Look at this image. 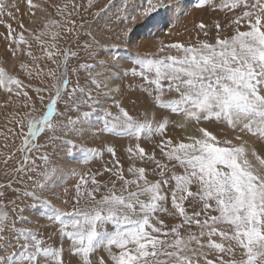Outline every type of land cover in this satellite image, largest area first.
Listing matches in <instances>:
<instances>
[{
    "label": "snow or ice",
    "instance_id": "snow-or-ice-1",
    "mask_svg": "<svg viewBox=\"0 0 264 264\" xmlns=\"http://www.w3.org/2000/svg\"><path fill=\"white\" fill-rule=\"evenodd\" d=\"M206 2L198 0L197 7ZM162 6V0H145L142 11L131 19L150 18ZM27 7L45 10L33 0H27ZM81 7L75 3L57 6L64 19L46 18L45 29L49 25L62 28ZM219 7L232 13L227 25L233 29L231 35L222 37L217 21V35L211 42L208 26L201 21L196 25L195 41L166 44L159 40L156 53L137 52L124 68V76L140 81L130 83L129 90L138 88L150 100L140 103V97H112L110 107L116 109L115 114L110 108L104 110L101 131L118 132L136 141L126 149L127 169L115 147L108 146L106 151L113 159L102 165L107 180L99 178L104 174L99 169L84 174L72 169L78 180L61 191L56 184L58 169L51 167L48 153L40 149L69 134L81 139L87 136L85 119L90 111L81 112V108L99 104L97 96L105 90L111 94L114 81L110 71L97 72L82 64L79 67L88 75L81 84L78 69L69 68V56L76 57V51L48 50L56 45L47 43L43 39L47 32L41 31L33 35L45 46L46 57L36 56L25 51L30 44L24 32L30 30L24 28L23 21H17L21 29L18 38L12 25H7V34L0 35L11 57L20 61V70L30 79L39 77L41 83L45 76L50 77L52 83L35 88V100L26 91L22 93L28 110L11 116L20 130L13 133L7 129V133L23 136L19 151L38 153L44 168L37 172L35 159L24 155V163L16 171L24 173L27 180L20 177L0 184V264H264V0H223ZM127 8L125 3L116 18L120 23L129 18ZM17 12L16 0H0V23L4 17L15 19ZM72 25L75 27L74 21ZM126 31V23L124 29L117 27L113 39ZM200 33L204 39L199 38ZM57 35L52 33L53 39ZM79 35L77 32L76 37ZM96 46L116 47L99 45L93 37L83 48L90 52ZM22 56L27 59L21 60ZM57 56H63L62 63ZM43 58L54 65L46 72L37 64ZM73 73L75 83L70 81ZM22 84L0 67V86L12 92V85L19 90ZM157 108L161 110L159 118ZM73 109L75 118L68 115ZM173 114L180 117L178 122L172 120ZM214 122L218 131L205 126ZM170 125L187 135H169ZM7 133L0 135L7 139ZM142 135L150 139L159 136V140L149 150L141 146ZM37 137L43 142H36ZM156 149L161 158H157ZM84 151L85 159L100 155L98 149ZM164 158L174 162L171 167ZM138 161L154 167L137 166ZM177 165L183 169L181 173L176 172ZM149 175L156 178L149 179ZM17 182L25 186L13 187ZM20 197L31 199L34 203L30 206L44 210L45 229L39 222L35 228L17 226L14 216ZM165 214L179 222L166 223ZM109 222L111 230L106 227ZM48 227L58 238L55 244L47 234Z\"/></svg>",
    "mask_w": 264,
    "mask_h": 264
},
{
    "label": "rangeland",
    "instance_id": "rangeland-1",
    "mask_svg": "<svg viewBox=\"0 0 264 264\" xmlns=\"http://www.w3.org/2000/svg\"><path fill=\"white\" fill-rule=\"evenodd\" d=\"M171 1L172 3L168 0H162L163 6L150 18H139L137 20H132V15H135L138 11H142V7L145 6V0H92L91 7H88L89 0H33V3L40 4L41 8L45 9L44 11H39L36 9L30 10L27 7V0H16L19 5V12L15 14L16 20L4 17V23H0V26L2 27V29L0 28V34L6 35L8 32L7 25L11 24L12 29L17 33L18 38V34L21 29L17 21L22 20L24 23V28L30 30L24 32L25 38L29 40L30 44V48H26L25 51L31 50L36 56L46 57L45 46L40 44L38 41H35L33 35V33L39 34L41 31H46L47 34L43 37V39L47 43H54L56 45V48L48 50L57 52L71 48L72 51H76L78 53L76 57L69 56V68L78 69L81 84L84 83L88 72L80 68V65L88 64L94 71L97 72L106 70L112 72L113 67L110 65L115 64V67H119L120 72L124 74V68L131 63V58L135 53H156L159 47V40H163L166 44L177 41L181 43L188 42L190 40L195 41L199 32V30L196 28V25L201 23V21H203L205 25L208 26L207 38L211 42H214L217 35V29L214 27V24L217 21H219L221 24L220 35L222 37L232 34L233 29L227 26L232 19V13L219 7V5L223 3V0H207L203 7H197L198 0ZM65 3H75L77 5H81L82 7L76 12L72 13V16L67 20V22L63 24L62 28L59 25H49L47 29H45L46 18L57 21H62L64 19L60 14L57 13V6L63 8ZM125 3L128 5L126 14L129 16L128 20L125 22L127 31L118 39H113L117 27L121 29L125 28V23H120V21L116 19L117 16L121 15V12L125 7ZM170 8L173 9V13L176 16L173 13L170 14L168 12ZM180 17L182 19L183 17L188 19L185 23L184 20L182 21L183 25L181 24V27V21L179 19ZM73 21L75 22V27L72 25ZM81 25H83V27H80ZM69 28H72V31H68ZM241 30H244L243 26ZM141 31V35L144 36H140L141 41L139 40V42H142L143 40L145 42L146 40L145 43L147 44V49L136 47L132 43V38L134 35H138V33ZM54 32L58 33L55 39L52 37V33ZM77 32L80 33L78 38L76 37ZM88 32H91L92 35H87ZM93 37H95V39L99 42V45H116V47L96 46L93 47L89 52L83 48V45L85 41H91ZM199 38L204 39L205 37L202 33H200ZM121 41H123V43H121ZM4 42L5 40L3 35H1L0 46L2 48H0V67H4L10 74L22 80L23 84L19 90L16 89L15 85H12V92H8L6 87L0 86V96L2 95L0 97V133H7V129H13V133H15L19 132L20 129L17 123L11 121L12 114L17 111L23 113L28 110L24 108V105L27 103V101L22 93L26 91L28 96L35 100L36 93L34 89L38 87H46L47 85L51 84L52 81L51 78L47 76L44 77L43 83H41V79L39 77L34 79L28 78L26 73L19 68L20 61L15 60L13 57L11 58V55L7 51V42ZM152 44L154 46H152ZM172 54H176L175 51H173ZM26 59V56L21 57V60ZM57 60L62 63L63 56H57ZM102 63L105 65V68L100 67ZM37 64L45 72L47 71L48 67H54V65H52L51 62L46 58L39 60ZM29 67L31 68L33 65L29 63ZM124 79V84L121 83V85H117L118 87H114V85L112 86L113 91L111 94H107V90H105L104 93L97 96V99L100 100L99 104L95 105L91 109H88L87 107L81 108V112L90 111V115L85 119L88 133L89 131L91 133L90 135L88 134L87 136L83 137V139H81L79 137H73L69 134L65 136L64 140L52 141L46 147L40 149L41 153H48L52 161L51 167L58 169L56 176V184L59 186L57 189L58 191H61L64 188H72V186L77 182L78 176H74L72 174V169H75L79 174H84L85 172L94 173L98 169L101 171V173H104L102 165H104L105 161L111 162L113 159L111 154L107 153L106 151L108 146L115 147L117 157L120 159L123 167L127 169L129 161L127 159L126 149L130 144H134L136 142L135 139L130 140L126 136H121L118 132L101 131L105 119V108H110L113 114L116 112L114 107H110L112 106V97H124L126 96L127 91L128 94H131L128 96H131L132 99H136V97H140L141 95L139 94L140 91L137 88H134L135 90L132 89L133 92L129 90L128 85L130 84V79L132 80L131 76H124ZM70 81L72 83L76 82L75 73L70 76ZM131 83L139 84L140 81L138 79L135 81L132 80ZM23 85H31V87L27 88ZM121 86H123V88ZM69 87H71V84ZM116 89H120V91H116ZM17 91H20L21 94L17 95ZM136 92H138V94H136ZM45 95H47V93H45ZM132 95H134V97H132ZM141 96L140 103L150 102V100L147 102L148 98L143 95ZM125 103L126 107H131V105L127 104V102ZM37 108H40L39 103H37ZM160 113L161 110H156L157 118H159ZM68 115L75 118V109L70 110ZM205 126L218 131V125L215 122ZM170 127L168 129V133L169 135L174 136L175 131L172 129V127ZM24 131H27L26 127ZM13 133H7V139H5L4 135H0V184H6L11 179H16L18 181L20 177H23L25 180H27V176L25 174L17 173L16 171L23 165L24 155H29L32 159H35L37 172L44 168V164L39 159L38 153H24L19 151L22 145L23 136L14 135ZM57 135L63 134L57 133ZM157 140H159V136L150 139L146 135H142L140 143L141 146L151 150L152 144H154ZM69 141L72 143H68ZM36 142H43L42 137H37ZM87 148L98 149L100 151V155L88 156L87 159H85L86 153L84 150ZM156 156L157 158H161L159 149H156ZM163 162L169 164V167H171L172 163H174L168 162L166 158L163 159ZM28 163H31V159L28 161ZM137 166H145L149 169L154 167V165L144 164L139 161L137 162ZM175 170L177 173H181L183 171V169H181L178 165L176 166ZM27 175H32L35 177V173H28ZM99 178L102 180H107L108 175L104 173ZM148 178L155 179L156 177L149 175ZM24 186L25 185L19 184V182L13 184V187ZM117 187H119V184H117ZM33 203L34 202L31 199L20 197V199L16 201V208L18 211L16 212L14 219L17 221V226L29 228H35L37 222H39V226L43 230L47 225L46 213L42 216V212H44V210L40 207L30 206L33 205ZM68 209H71V204L68 205ZM8 210L11 213V206ZM189 211H191V208H189ZM21 217L23 219H21ZM163 218L168 224L179 222L177 219L168 217L166 214ZM106 227L107 229L111 230L112 225L110 222L106 225ZM47 234L53 236L51 243L55 244L58 238L52 233L50 227L47 228ZM20 242H23V238H21ZM12 243L16 242L12 241ZM66 246L67 242L65 241V247Z\"/></svg>",
    "mask_w": 264,
    "mask_h": 264
},
{
    "label": "bare ground",
    "instance_id": "bare-ground-1",
    "mask_svg": "<svg viewBox=\"0 0 264 264\" xmlns=\"http://www.w3.org/2000/svg\"><path fill=\"white\" fill-rule=\"evenodd\" d=\"M169 2H171L172 3V1L171 0H168ZM174 2V1H173ZM175 3V2H174ZM181 5V4H180ZM22 6H23V4H22ZM179 6V5H178ZM174 8V7H173ZM27 9V8H26ZM172 12H171V11ZM168 12L171 14V13H173V9H169L168 10ZM18 13V12H17ZM24 14V13H23ZM174 14V13H173ZM18 15V14H17ZM175 15V14H174ZM176 16V15H175ZM187 18H188V15H187ZM24 19V18H23ZM180 19V21H181V23H180V21H179V23H180V27L183 25L182 24V21L184 20V23L185 22H187V20L188 19H186V17L184 18L183 17V19L180 17L179 18ZM182 19V20H181ZM16 20V19H15ZM14 21V20H13ZM178 23V24H179ZM2 24V23H1ZM24 24V23H23ZM36 24V23H35ZM182 24V25H181ZM17 25V24H16ZM4 27V26H3ZM178 27V26H177ZM0 28L2 29V27L0 26ZM1 31V30H0ZM7 34V33H6ZM142 34V31L140 32V33H138V35H134V37L132 38L133 40V45H135L136 47H139V48H142V49H147V44L145 43L146 42V40H145V42H144V40L142 41V42H139V40L141 39L140 38V36L142 37V36H144V35H141ZM1 36V35H0ZM147 40H149V39H147ZM152 40H154V39H152ZM141 41V40H140ZM150 41V40H149ZM4 43H6V41L4 42ZM3 43V44H4ZM156 43V42H155ZM5 45V44H4ZM156 45V44H155ZM6 46H7V43H6ZM144 46V47H143ZM150 46H151V43H150ZM152 46H154L153 44H152ZM157 47V46H156ZM0 48H2L1 46H0ZM155 48V47H154ZM153 48V49H154ZM7 52V51H6ZM9 57H10V55H9ZM12 58V57H11ZM11 63V62H10ZM120 66V65H119ZM14 67V66H13ZM110 79L112 80V81H114V83H112L111 85H110V87L112 88V86L114 85V87L116 86V87H118L117 85H121V83H123V80L125 81V79H124V74L123 73H121L120 72V69H119V67H113V69H112V72H111V76H110ZM132 82V80L130 79V83ZM137 83V82H136ZM124 84V83H123ZM125 86V85H124ZM3 87V86H2ZM122 88H123V86H121ZM125 89V88H124ZM136 89V88H135ZM134 89V90H135ZM138 89V88H137ZM3 91H5V90H3ZM132 91V90H131ZM123 92H124V90H123ZM133 92V91H132ZM126 93V92H125ZM130 94V93H129ZM128 94V91H127V94H126V96H128L129 95ZM136 94H138V92H136ZM139 94H141V93H139ZM131 95V94H130ZM2 96V95H1ZM0 96V97H1ZM4 96V95H3ZM137 96V95H136ZM5 97V96H4ZM132 97H134V95H132ZM140 97H142L141 95H140ZM8 98V97H7ZM144 98V97H143ZM142 98V99H143ZM149 101V99H147V102ZM157 111H160V109L159 108H157L156 109ZM18 112V111H17ZM159 113V112H158ZM179 119H180V117H178V116H175V115H173L172 116V120L173 121H179ZM93 126V125H92ZM172 127V129L175 131V134H174V136H176V137H179V136H181V135H187V134H183V133H180V132H178L177 131V129L174 127V126H171ZM170 127V128H171ZM189 131H191V129H189ZM91 133H90V131H89V135H90ZM144 137V136H143ZM108 140V139H107ZM111 140V139H110ZM109 140V141H110ZM111 142V141H110ZM112 142H113V139H112ZM67 165V164H66ZM97 166V165H96ZM95 169V168H94ZM24 174V173H23ZM23 207V206H22Z\"/></svg>",
    "mask_w": 264,
    "mask_h": 264
}]
</instances>
